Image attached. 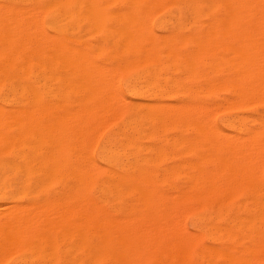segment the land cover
I'll list each match as a JSON object with an SVG mask.
<instances>
[{"label":"bare ground","instance_id":"obj_1","mask_svg":"<svg viewBox=\"0 0 264 264\" xmlns=\"http://www.w3.org/2000/svg\"><path fill=\"white\" fill-rule=\"evenodd\" d=\"M92 1L93 0H88L87 5L84 3L87 7H84L85 6L84 4L83 5L81 4L82 6L80 5L81 6L80 7V6H78L80 4V0H0V89H3V91H4V89L5 90L6 89L11 90L14 88L17 89V88L21 87L22 85H23V87H24V85H27V88L29 86V87H32L35 89L37 86L36 81L35 82H32V80L30 81V76L32 74H34L32 69H34L37 66L39 67V65H40L39 63H41L42 62L41 60H43V59L47 61V64L42 65L46 71H48L47 65L49 66V70H50L51 63H53V65L56 67V69H57V67H62V68H64L63 69L64 71H65V69H68V71H70V73H72L71 72L72 70H76V72H77V70H79V72H82V73H77L78 75H81L84 73V75H88V77H89L90 76L89 71H91V70H88L86 64H88V62L90 63L91 60H90L89 55H87L88 53H86L87 51L85 52L84 50L82 51L79 48L71 49L72 47L71 48L68 47L67 44L69 43L70 40L68 38L64 39L63 38L64 36L61 37V32L66 31L67 25H69L73 22L74 23L83 22L84 23L83 25L90 24V26H92L93 28H96L99 32H102L101 34H103V32H106L108 35L109 32H107L106 29H109V24L111 23V24H113V26L115 25V29L113 30L114 36L111 38L115 39L116 45H122L124 47L126 46L127 47L126 49L130 50L132 48V46L134 45V43L136 44L139 41V39L141 38L140 35H142V33L144 32L143 30H145V29H143V27L144 28L146 27L145 26V21H146L145 16L147 13H148V15H149V13H151V10H149V8L151 5H153L152 2L155 0H153L150 3V6H148L149 8H146L150 12H147L146 9L143 10L144 12H147V13H145V15H144V20H145L144 25H141V26H143L141 28V31H143V32L141 33V31H140L141 34L139 35L140 38L137 37L138 39L134 38L136 36V35L134 36V34H136L139 31V30H137V32H136L135 28H136L137 24H141L138 22H140L142 19L139 15L138 16L135 15L136 17L135 16L133 17L132 14H134V13L129 12V11L134 12V10L137 9L138 5L136 4L137 5V7H136V5L134 3V1L136 2L137 0L133 1V4H131L132 6L128 7L127 9L120 10V12H117V13L115 12L114 14H110V13L108 14L106 9H103L101 6H97V2H94V1L92 2ZM115 1L117 3V0H114V1L112 0V2H115ZM128 1H130V0H128ZM128 1H125V2H128ZM138 1H143V0H138ZM160 1L158 2L159 4L157 3L156 5L161 6ZM189 1H191V0H188V2ZM106 2H107V0H106ZM166 2H168L167 4L170 3V1H168V0H166ZM166 2H165V4H166ZM171 2H173V0ZM130 3H132V2H130ZM130 3H129V5H130ZM146 3H147V1H146ZM161 3H164V2L161 1ZM175 3H178V2H175ZM194 3H195V0H194ZM206 3H207V1H206ZM100 4L102 5V3H100ZM109 4H111V3H109ZM109 4L106 3L107 6ZM200 4H201V1H200ZM200 4H198V6ZM144 5L146 6L145 3H144ZM162 5L165 8L166 5H164V4H162ZM170 5H171V3H170ZM203 5H201L202 7L201 6L197 7L196 9H194V11L198 12V13L207 11L209 14H211V16L209 15L211 17L210 18L211 19L210 27L213 24V27L217 29V30L215 29L216 31L214 30V37H216L215 38L216 41H219L220 39L218 37L220 36V38H221L222 35L225 38L227 37V39L229 41L228 43L226 42V45L224 43H222V45H219V47L222 46V48L226 49L225 50V53H226L225 60L226 61L225 62L222 61V65L224 62L225 63V65L223 66L224 68L226 67V65H228L231 68V71L229 69L226 70V73L230 72L231 80H229L228 82L225 81L226 83L225 82H224L225 84L222 83L223 85L220 84V81H219L218 85L220 84V86L222 85L221 87H225L226 89H228L231 92V95L232 94L235 95V97H236L235 101L231 104H235V105L237 104L238 106L241 103H244V104L246 103V105H247V103H249L250 100L252 101V98L254 99V97L260 93L262 95V96L261 95L260 96L263 97L264 94H262V93L264 92V63L262 64V62L264 60V57L262 58V56H261V59H262L261 60L262 62H261L260 60H258V58L260 57V51H259V53H258V51L255 53L256 50H254V52L252 51L251 46H253V44H254L253 41H255L254 40L255 38H259V37H254V36L250 35L248 32H250L249 30L251 27H258V29H260V30L258 32V30L256 29L257 31H255V32H258V33H256L257 34L256 36L261 34L260 37L261 38L264 37V31L262 29V28H264V0H214L213 5L211 4V6L209 8L205 7V5L203 7ZM107 6H105V7H107ZM145 6H143V7H145ZM160 6L158 8L162 7V6L161 7ZM179 6H180V4H179ZM155 7H157V6H155ZM155 7L153 6L152 8L154 9ZM183 7H184V5H183ZM174 8H177V7L175 6ZM153 9H152V11L155 12L157 8L154 10ZM190 9H191V7H190ZM127 10L129 12V14L131 13V17L126 15ZM138 10L140 11V9H138ZM158 10L152 15H156V13L158 14V12H160ZM175 10L177 11V9H175ZM137 11L135 12L136 14H137ZM140 12H142V10ZM144 12H142V13H144ZM172 13H173V11H172ZM185 14H187V12ZM214 14H218V17L215 16ZM172 15H175V13H173ZM197 15H199V14H197ZM179 16H180V14H179ZM152 17H154V16H152ZM199 17H201V16L199 15ZM142 18H143V16H142ZM149 18H151V17L148 16V19ZM190 18H193V17L190 16ZM160 21L163 22V20H160ZM184 21H185V19H184ZM146 22H148V21H146ZM191 23H193V22L191 21ZM200 23H202V22H200ZM142 24H143V22H142ZM195 24H193V25H195ZM204 24H206V23H204ZM147 25H150V23ZM195 26H193V27H195ZM199 26L197 25V27H199ZM201 27H203V26L201 25ZM201 27H200V29L202 32L203 29ZM210 27H209V30H211ZM223 27L227 28V30L224 31L222 29ZM237 27H244L243 31L246 32L245 33L246 35L242 34V32L240 33L242 35L241 36L239 35L241 38L238 41H237L236 33H234V29H233V28H235L237 30ZM46 28H49L51 33L47 32ZM169 28H171V27H169ZM71 29H73V28H71ZM88 29H90V28H88ZM139 29H140V27H139ZM178 29H179V26H178ZM241 29L242 28H240V30ZM91 31H92V29H91ZM150 31L151 30L149 29L148 30L149 34H151ZM188 31H189V28H188ZM207 31H208V28H207ZM204 32H206V31H204ZM210 32H211L210 37H212V39H214L213 35H212L213 32L212 31H210ZM207 33H206V35H207ZM87 34H88V32H87ZM91 34H93V33L91 32ZM149 34H148L149 38H147L148 44H150V45H153L152 43L156 44L155 38L157 36L153 37L154 35H151L152 36L151 37ZM197 35L200 36V33H198ZM201 35H203V34H201ZM108 36H107V38H108ZM171 36H173V35H171ZM171 36H169V38ZM182 36H181V39H182ZM187 36H188V34H187ZM189 36L191 37L193 35H189ZM199 36H198V38H201ZM142 37H144V36H142ZM145 37H147V36L145 35ZM158 37H159V35H158ZM162 37L164 40V36H162ZM217 38H218V40H217ZM144 39H146V38H144ZM153 39H155V40H153ZM173 39H176V38H173ZM173 39L172 40L167 39V40L172 42ZM188 39H190L191 42L193 41V44L198 49L203 47V45H205V43L208 44V42H207L208 39H207V41L205 40L206 42H204L203 41L204 39H202V38L201 39H195V40H193L192 38H187L186 40L185 39H183V40L188 42ZM212 39L209 38V41L210 40L213 41ZM244 39H246L245 43H243ZM140 40L144 41L143 43H145V41H146L143 39H140ZM257 40L258 39H256V41ZM176 41L173 43L178 44V42H176ZM190 41L188 42V44L191 43ZM223 41H226V40H223ZM260 41L264 42V39L260 40ZM260 41L257 44L258 45L260 44L263 47L264 45ZM139 42H140V44L138 43V45H141V41H139ZM215 42L212 45H214V47L217 46V52H218V50L222 51V50H220L221 48L220 49L218 48V44L215 45ZM157 43H159V42H157ZM110 44L112 45V43H110ZM165 44H167V43H165ZM180 44H182V43H179V45ZM210 44H208V45H210ZM159 45H161V44H159ZM185 45H187V44L185 43ZM191 45H192V43H191ZM208 45H207V47H208ZM212 45H210L211 49L213 48V47H211ZM101 46H103V44ZM143 46H139V47H143ZM162 46H164V44ZM195 46H188V47L194 48ZM99 47H98V49H99ZM139 47H134V48L137 49ZM155 47L153 46V48H155ZM166 47L160 46V48L161 49L164 48V50ZM259 47L261 48V46H259ZM94 48L95 47L93 46V49ZM116 48H118V46ZM157 48H159V47H157ZM205 48H206V46H205ZM91 49H92V47H91ZM101 49H102V47H101ZM122 49H124V48L122 47ZM145 49L146 48H144V49L142 48V52L147 51V50L149 51V48L146 50ZM176 49H178V46ZM261 49H259V50H261ZM157 50H159V49H157ZM168 50H170V49H168ZM175 50H173V52ZM213 50H214V48H213ZM101 51H103V50H101ZM132 51H133V49H132ZM132 51H130V52H132ZM188 51H190V50H188ZM192 51H194V49ZM201 51H202V48H201ZM215 51H216V48H215ZM103 52H105V51H103ZM106 52H108V51H106ZM121 52H122V50H121ZM147 52H146V54H147ZM150 52H148V54H150ZM99 53H100V51H99ZM108 53L111 54V51ZM117 53L118 52H116V54ZM126 53H125V55H127ZM153 53H151V54H153ZM186 53H188V52H186ZM212 53L214 54V52H212ZM257 53L259 56L257 55ZM128 54L130 55V53H128ZM174 54H173V56H174ZM194 54L196 55L197 53H194ZM199 54L202 56L201 53H199ZM218 54H219V52H218ZM154 55H153V57H155ZM165 55H167V53ZM168 55H169V53H168ZM177 55L178 54H176V57H177ZM200 55L197 57L200 58ZM161 56H159V57L162 58ZM179 56L182 57L181 55H179ZM191 56H194V55H191ZM143 57L146 58L147 56H143ZM151 57H152V55H151ZM176 57H175V60H177ZM157 58H158V55H157ZM186 58H189V57H186ZM216 58H218V57H216ZM91 59L93 61V58H91ZM113 59L116 60V56L113 57ZM141 59H143V58L141 57ZM190 59H191L190 61L187 59L189 61L188 65H190L189 63H191V61H192V58H190ZM252 59H254V60L257 59L259 62H261V65H263V66H261L259 62H258V64H259V66H258V64H256L254 62V60H252ZM144 60H136V61H143V63H144ZM150 60H151V58H150ZM178 60H179V58H178ZM257 60H255V61L257 62ZM102 61H104V60H102ZM251 61L253 63H255V66L253 63L250 64ZM111 62H112V60H111ZM113 62H115V61H113ZM133 62H135V61H132V63ZM179 62L177 63L178 65H179ZM182 62H184V61H182ZM194 62H195V60H193L192 64H194L196 66V64ZM145 63H146V61H145ZM205 63L207 64L206 61H205ZM94 64L96 67L95 69H97V70L102 66L101 64H99V66L100 65L101 66L97 67L98 64H97V66H96V63H94ZM128 64H130V63H128ZM153 64H154V62L152 63V65ZM91 65H92V63H91ZM91 65L90 64L88 65V67L90 66L89 69L91 68ZM117 65H118V63H117ZM132 65H135V64H132ZM165 65H167V64H165ZM171 65H169V66L171 67ZM249 65L250 66L253 65L254 67H257V68H253L252 66L250 67ZM126 66H129V65H126ZM93 67H94V65L92 66V68ZM107 67H105V68L107 69ZM124 67H122V70H124L123 69ZM130 67H131V65H130ZM132 67H134V66H132ZM163 67H164V64H163ZM211 67H213V66L211 65ZM110 68H112V67L110 66ZM113 68H115V67H113ZM153 68H155V64L153 65ZM165 68H167V67H165ZM172 68H173V66L171 67V70H172ZM189 68L190 67H188L187 69H189ZM214 68L217 69V67H214ZM224 68H221L220 70H222V69L224 70ZM56 69H54V70H56ZM95 69H93L94 71H91L93 73V75H94ZM101 69L105 70L104 68H101ZM194 69L195 68H193V70ZM215 69H214V71L216 72L217 70H215ZM59 70H62V69L59 68ZM59 70H57V71H59ZM103 70H102L103 73H101L100 75L104 76V72H105L106 77L105 78L103 77V78L105 79L106 83L108 85L110 84L109 86H111L112 80L111 81L108 80L107 77L109 78L111 76V74H113V71H112L113 69L112 70L108 69L109 71L111 70V74H109V72H108L109 76H107V72H106L107 70H105V71H103ZM115 70H116V68H115ZM115 70H114V72H117ZM122 70H120V71H122ZM125 70H127V69L125 68ZM145 70H147V69H145ZM177 70H179V68ZM185 70H186V68H185ZM185 70H184V72H185ZM220 70H218V71H220ZM189 71H190V69L187 70V73H189ZM211 71H213V70L211 69ZM43 72H45V71L43 70ZM65 72H67V70ZM143 72H145V71H143ZM192 72L190 75H194V74H192ZM215 72H214V74H215ZM97 73L99 74L100 70L97 71ZM97 73L95 72V74H97ZM119 73L120 72H118V76H119ZM146 73H148V71ZM206 73H207V71H206ZM98 74H97V76H98ZM44 75H46V74H44ZM113 75L115 76V74H113ZM178 75L179 74H177V76ZM118 76L115 78H118ZM26 77L29 78V81L27 83H25V80H27ZM46 77H48V76H45V78ZM57 77H58V75H57ZM94 77H96V75ZM153 77H156V76H153ZM168 77L169 76H167L166 78H168ZM199 77H200V75H199ZM255 77L259 78V82H258V85L252 86L249 83ZM58 78H60V77H58ZM72 78H74V75H72ZM84 78H85V76H84ZM91 78L92 79H90V80H94V79L97 80V81L94 80L95 81L94 84L98 82L97 84L100 87L99 80L97 79V78H99V76L97 78H93V77H91ZM112 78H113V76H112ZM169 78L170 79H168V80L171 81V77H169ZM182 78H183V76H182ZM202 78H204V77H202ZM207 78H209V77H207ZM62 79H63V76H62L61 80ZM135 79H137V78L135 77ZM190 79H191V77H189V81H190ZM55 80L58 81V79H55ZM81 80L82 79H80V81ZM86 80H89V79H86ZM156 80H157V78H156ZM168 80H166V82ZM185 80H187V79L185 78ZM68 81L66 83H68ZM72 81H71V83H73ZM100 81H102V76H101ZM105 81H103V82H105ZM107 81H110V83H108ZM116 81H117V79H115L114 82H116ZM129 81L126 83L129 84ZM134 81L137 82L138 80H134ZM206 81L208 82V84H209V82H211V80L210 81L206 80ZM213 81L211 83H213ZM60 82H62V81L59 80V83ZM91 82L93 83V81H90V83H88V85L92 84ZM114 82H112V86L114 85L113 84ZM133 82L131 81V83H133ZM146 82L149 83L148 81H146ZM59 83H56V84L58 85ZM126 83H124L125 86L127 85ZM171 83H172V81H171ZM202 83H205V82L203 81ZM38 84H40V83H38ZM86 84L84 87H87ZM103 84H105V83H103ZM172 84L175 85V82ZM182 84L185 86V89H186L187 84L186 85L184 83H182ZM208 84H206V85H208ZM42 85H44V84H42ZM47 85H49V84H47ZM105 85H102V86H105ZM108 85H106V86L108 87ZM73 86H71V87H73ZM112 86H111V88L110 87H108V88L112 89L113 88ZM142 86L143 85H138V87H142ZM168 86L170 87V85H168ZM23 87H21V88H23ZM38 87H40V86H38ZM68 87H69V85H68ZM178 87H180V86H178ZM198 87H202V86H198ZM221 87L218 86L219 89ZM41 88H44V87L41 86ZM108 88H107V90H109ZM202 88H200V89H202ZM30 89L31 88H29V90ZM65 89H66V87L63 88V86L62 87L59 86L55 90V93H53V94H55L54 98L57 97V99H58L59 97H63V95L65 93ZM72 89L73 88H71L70 90H72ZM126 89L132 93L134 92L133 94L136 95L135 90H137V89L133 88L132 86L130 87V85H127ZM77 90L79 91V88ZM85 90H84V92H85ZM100 90H103L105 92V90L103 88H96L93 86L89 87L88 90H86L85 94L83 95L84 96L83 97L84 102L85 101L95 102L96 97L99 96L98 91H100ZM112 90L114 92V88ZM165 90L167 91V89H165ZM187 90L190 91V89H187ZM215 90H216V87H215ZM25 91H27V90H25ZM30 91H32V90H30ZM35 91H36V89L34 90V92ZM50 91H51V87H50ZM78 91H76V92L78 93ZM164 91H162V93ZM178 91H179V88H178ZM199 91L202 92L201 90H199ZM68 92H71V91H68ZM181 92L183 93V89ZM194 92H195V90H194ZM115 93H113V94H115ZM154 93H156V92H154ZM165 93H167V92H165ZM74 94L76 95V93H74ZM100 94H101V92H100ZM37 95H38V93H37ZM49 95H50V92H49ZM102 95H106V94L102 93ZM108 95L109 94L107 93V98H106L107 101H105L106 104L112 100H113L112 103H114V99L119 100L118 97L117 98L115 97L114 99L111 100L108 98L109 97ZM110 95H111L110 98H113L114 96H116V94L113 96L112 92ZM206 95H207V93H206ZM117 96H119V95H117ZM158 96H159V94H158ZM166 96H167V94H166ZM171 96H173V95H171ZM104 97H106V96H104ZM155 97H157V94ZM222 97H223V95H222ZM258 97H259V95H258ZM261 97H259V99H257V101L258 100L261 101V99H260ZM78 98H79V96H78ZM97 98H101V97H97ZM81 99H79V100H81ZM120 99H122L121 96H120ZM176 99H177V97H176ZM181 99H183V98H181ZM218 99H220V97H218ZM62 100H64V99H62ZM62 100H59V101H62ZM122 100L124 102L125 99H122ZM225 100H226V98H225ZM254 100H256V98ZM263 100H264V98H263ZM67 101H68V99H67ZM99 101H100V99H99ZM99 101H96V102H99ZM194 101H195V97H194ZM260 101H258V102L260 103ZM73 102H74V100L72 101V105H73ZM79 102L81 103V101H79ZM103 102H101V101L99 102L101 105L94 103L93 109L91 107L92 105H89V106L91 107V110L95 111L97 105L98 106L100 105V107L101 106L105 107L106 104L103 106L102 105ZM123 102L121 100L117 103L115 102V105H114L115 108H117V107L120 109L123 107L125 108L127 105ZM112 103H109V104L112 105ZM142 103L143 102H137L135 104L141 105ZM190 103L191 102H189V104ZM144 104L147 107H149V109H150V107L151 108L154 107V106H151L153 103L150 104V103L144 102L142 104V106H143L142 108L146 107V106H144ZM174 104H171V105L173 108L176 109V107H175L176 104H175V106H173ZM198 104L193 106V104L191 103V105L193 107L191 106L189 108V109H191L192 112H195V114L198 112L196 115L194 114L190 118L188 117L189 119L187 118V120H180V118H179L180 121H182V122L185 121L186 127L188 126L189 128H191L193 135H194L193 140L195 141V143L201 144L200 145L201 148L199 150L193 149L190 152L186 151L188 153V155L192 157V160L190 159L191 161L188 160V162L187 161L182 162L183 163V165L181 164L182 168L179 167L181 169L178 171V173L177 174L174 173V174H176L175 179H177V175H179V179H177V181L179 180V182H180V188H179V194H177L178 200L173 198L176 200V203L174 201V204H173L172 200L170 199L173 205L171 204L172 208H171V206H169V207L173 211H171L169 209V211H171V212L165 213V215H160L158 211H157L158 213L156 211H155V213H153L154 212L153 211L152 212L153 214L152 213L148 214V213H143V212H138V213L129 214V215L102 214L101 211H100V213H98L94 210L95 208L93 206L94 205L93 202H92V204L90 203L91 200H90V202L88 201L89 203L85 204V206L84 205L81 206V204H84V203L80 204L79 201H78L79 202L78 203L74 199L76 201L75 203H77L79 205L74 204V200H73L74 205L72 204L71 206H73V207L78 206L80 209L77 207L78 208L77 209L78 212H77V211H75L74 208H73L74 210H70V208H71L70 205H69L70 208L66 207L68 205L67 203L69 201L67 203H66L67 200H63V201H65V203H61L59 201V203H60L59 206H63V207L65 206L66 207V209L62 207L63 208L62 212L67 211V209L69 208V211L72 212V214L69 216L63 217L64 214L61 213L62 214L61 215L58 212L59 215H61V216H59L56 212L57 216H55L54 218L52 217V219L50 218L51 233L49 234L50 236L48 238L50 239L51 242L50 241H48V242L51 243V245H49V246H51V248H50V254L48 252L47 253L49 254V257H50L52 263H54V264H264V179L260 174V170H261V168H259L260 166L257 167V164H260V162L264 161L263 160L264 159V143H262V141H261V139H263V137H264V121H263L262 125L259 124L262 127V129L260 131L254 130L253 128H252L253 130H249V129L246 130L247 127H245V126L250 124L252 122V120H250L249 118H238L240 116L239 115L237 117L238 119L228 120L224 124L225 127L229 130H231V129L232 130H235V129L238 130L237 134L231 135V134H228L226 132H223L221 129H219L213 123L212 124L210 123V125L208 124L209 126L206 127L207 124H205V123H207V120H206L207 117H204V119L206 121L201 119L202 116L200 117V115L202 112V107H199ZM226 104H227V102H226ZM253 104H256V103H253ZM157 105H159V103ZM165 105H166V103L162 104V106H165ZM168 105H170V103L169 104L167 103V106ZM171 105H170V107H171ZM180 105L182 106L183 104H180ZM184 105L186 106V104H184ZM215 105H217L219 107L220 103L215 104ZM227 105L231 106L229 103ZM54 106H55V104H54ZM83 106H86V105L82 104V108H84ZM112 106H109V107H111V108H109L107 105V108L115 110V108H113L114 106L113 107ZM131 106H133V105H131ZM167 106H165V108ZM181 106L178 105L177 108H179ZM185 106L181 107V109H183L182 111H184V112L186 111V109L189 105L187 107H185ZM102 107H101L102 110L103 109L108 110L106 107L105 108H102ZM128 107L130 108L129 105H128ZM128 107L126 109H129ZM157 107H159V106H157ZM157 107L155 106L156 110L159 109ZM170 107H168V108H170ZM220 107H221V105H220ZM239 107H241V105ZM224 108H226V107L223 106L222 109H224ZM52 109L51 110L53 112L54 111L56 112V114H55V132H56V135H55L54 143H52L55 145V147H54L53 156L51 158L53 161V168L51 167V169L52 170L54 169L53 171L55 172L56 176H60V177L61 176H63V177L69 176V177H72L73 179H75L81 183L84 181V186L87 182L86 180H89V183H90L91 180H93V179H99L100 180L99 177L104 176L103 179L107 180L106 183L107 182H108V184L110 183L111 187H112V185L116 186L115 188H117L119 190V192L120 191L123 192V190H129V192L131 191L133 193L134 192L138 193L139 195H138V197L137 196L136 197L142 199L143 202H142V204L141 203L140 204H141V207L143 209H147V210L151 209V211H152V210L157 208V206L159 205V203L157 201H160V200H159V198L157 199V197L155 196V193L158 192V190L155 191L156 189H154V188L151 189V187L149 188V186H145L143 184L144 177L146 178L147 176L144 175L145 171L142 168H140L138 165L131 164L133 162L129 163L127 161L128 159L126 160L127 161L126 163L130 164V165H124V164L119 165L118 160L115 158V156L118 157L120 155V152L118 151L119 149H116L114 147H111V148L109 147L110 149H107V151L108 150H109V152L111 151L110 153L112 154V157L110 158V157L106 156V157H101V159L108 165H111V166L114 165V167H113V170L111 171V176L102 173V172H104V170L100 169L99 165H97L95 163V161L92 158H90L91 156H89V155L87 156V154H89L88 153L89 151L87 148L88 146H86L88 143L86 145H84L87 148L88 152L87 153L81 152V148L84 147L83 146L84 141H83V138L81 139V137L83 136L84 132H87L86 130H83L82 124H86L87 122L86 121H85L86 123L80 122L82 120L81 119L82 117L80 118L81 114L80 115L78 114V111H77L78 109L75 108L76 110H74V109H70L69 107H57L56 110H54V108H52ZM120 109H119V112H121V115H122V111H124L125 109L124 110H120ZM131 109H132V107H131ZM175 109L174 110L171 109V110L175 111L176 115H178L179 117H180V115H181V117H183L182 116L183 112L179 113L181 109L178 111H176ZM214 109H217V107H214ZM218 109H220V108H218ZM228 109H229V107H228ZM59 110L61 112L60 115L58 114ZM87 110H89L88 106H87ZM96 110L99 111L100 114H102V117L105 115V119H107L106 114L108 112L106 114H104L105 113L104 110L100 112L99 107ZM113 110H110V111L112 112ZM82 111H84L86 113L88 112L87 115H89V112H91L90 110L86 111L85 109L81 110V112ZM130 111H132V110H130ZM187 111H188V109H187ZM191 111H190V113H191ZM203 111H204V109H203ZM84 112H82V113L84 114ZM111 112H110V114H112ZM115 112L113 111V114L110 117L111 119L109 118L110 122L112 121L111 123L114 122V119H116L115 121H117V118L121 117V115H119L120 113H117V112L115 113ZM137 112H139V111L137 110ZM161 112H163L162 109H161ZM164 112L166 113L168 111H164ZM177 112L179 114H177ZM86 113H85V115H86ZM99 113L97 112L96 114L100 115ZM143 113H145V115H147L146 112H143ZM153 113L150 112V114H153ZM172 113L171 114H170V112L167 113L168 117H169V114H170V116L174 114V113L173 114ZM211 113H213V112H211ZM249 113H250V111H249ZM94 114L95 113H93L92 115L94 116ZM129 114H130V112L128 113V115ZM203 114H205V113H203ZM107 115H109V113ZM113 115L115 116V118H113V120H112V117H114ZM235 115H237V113ZM126 116L127 115H125V117ZM137 116H139V118H140V115H137ZM141 116H144V115L142 114ZM160 116H161V114H160ZM205 116H208V115H205ZM209 116L212 117L211 115H209ZM87 117L88 116H86L85 118L88 120ZM95 117L99 118V116H95ZM100 117H101V115H100ZM147 117L154 118L153 116L147 115L146 119H148ZM163 117H165V115H163ZM177 117H175V119H177ZM85 118H84V120H86ZM99 119H98L99 122L97 120L94 121L97 123V125H99L100 123L102 124L104 118H102L101 120H99ZM132 119L134 120V117ZM135 119H137V118L135 117ZM155 119L157 120L156 117H155ZM183 119H184V117H183ZM93 120H95L94 117L92 118L91 121H93ZM125 120H128V119H125ZM159 120H161V119H159ZM172 120L173 119H171V121ZM208 120H210V118ZM254 120H253V122H254ZM105 121L102 124L103 126L99 125V127H101L100 131H101V129L103 130V128L105 126L107 127V125L109 124L108 120H107V125L105 124L106 123ZM163 121H164V118H163ZM94 122H91L90 124H93ZM133 122H135V121H133ZM153 122H156V121H153ZM172 122L174 123V121H172ZM129 123H132V122H129ZM162 123H164V122H162ZM257 123H253V124L257 125ZM260 123H262V121H260ZM49 124H51V123H49ZM171 124H169V125L171 126ZM94 125L97 126L96 124H94ZM94 125H92V126L95 130ZM84 126L86 127V129H88L87 126L90 127V125H87V126L84 125ZM92 126H91V129L93 130ZM128 126H127V128H128ZM167 126H168V122H167ZM173 126H174V124H173ZM133 127H135V125ZM138 127H139V125H138ZM138 127H136V128H138ZM159 127H162V126L159 124ZM163 127H165V129L168 128V127L166 128V126H163ZM243 128H245L244 129L245 131H243ZM96 129H97V131L99 130L98 127ZM117 129L119 130L120 127ZM159 129H161V128H159ZM177 129H176V131H177ZM257 129H258V127H257ZM174 130H171V132H174ZM50 131H52V130H50ZM184 131H186V130H184ZM99 132H97V133H99ZM128 132H129V130H128ZM136 132L138 134L137 130H136ZM164 132L161 131L160 133H164ZM179 132L180 131H178V135H179ZM156 133H157V131H156ZM180 133H182V132H180ZM187 133H189V132L187 131ZM240 133H242V135H240ZM88 134H89V131H88ZM144 134H142V135L144 136ZM90 135H91V133H90ZM95 135H96V133H95ZM95 135L93 134V136H91L90 139L91 138L92 139L97 138L98 134L96 135V137H94ZM124 135H126V134H124ZM85 136H86V134H85ZM145 136H146V134H145ZM147 136H149V135L147 134ZM51 138H53V137L51 136ZM113 138L116 139V137H112V139ZM118 138H119V136H118ZM142 138L143 137H140L139 139H142ZM172 138H174V137H172ZM178 138H180V137H178ZM92 139H91V141L88 139V141L90 143H93ZM162 139H161V141L163 142ZM182 139H180V141ZM121 140H122V145L120 143L118 146H122L125 149H128L130 151V152L124 151L121 154H123V156L128 155L127 156L128 158H129V156L132 157L134 154L133 153V150H134L133 138H131L130 136H123V138H121ZM158 140H160V139H158ZM167 140H169V139H167ZM173 140L176 141V139H172L171 141H173ZM193 140L187 139L185 137V139H183L182 143L186 144L187 146L193 145L194 144ZM50 141H52V140H50ZM93 141H95V140H93ZM155 141H156V138H155ZM175 141L171 142V143L176 145L177 142L175 143ZM109 142H110V140H109ZM170 142H169V144L167 143L169 146L172 145ZM90 143H89V146L91 145ZM102 145H104V144H102ZM110 146H111V144H110ZM182 146H184V145H182ZM51 147H53V145H51ZM91 147H92V145H91ZM179 147L181 148L180 145H179ZM112 148H114V149H112ZM180 148H179V151L182 150V148L181 149ZM160 149H161V147H160ZM89 150H90V147H89ZM147 150H149V149H147ZM151 150H152V148H151ZM159 152H160V150H159ZM150 153L152 154V152H150V150H149L148 154H150ZM157 153H158V151H157ZM176 153H178V152H176ZM154 154H155V152H154ZM171 155L173 156L172 153H171ZM177 155H175V156H177ZM157 156L160 157L159 155H157ZM157 156H155V158H154L155 160H156ZM144 157L146 158V156H144ZM164 157L167 158V156H164ZM137 158L135 159L136 161L138 160ZM146 159H148V158H146ZM146 159H145V162H147ZM178 165H180V164L177 163V166ZM171 167H173V164L171 165ZM102 168H103V166H102ZM160 170H162L161 167H160ZM165 172L166 171H164L163 173H165ZM146 173H149V172H146ZM157 173L158 172H156V175H158ZM53 174H51V175H53ZM54 177L55 176H51L52 179ZM51 178H50V180H51ZM57 178L59 179V177H57ZM57 178H55V179H57ZM54 181L55 180H53V182ZM145 181H147V179H145ZM148 181H149V179H148ZM150 181L153 182L152 179ZM156 181L157 180H155V182ZM161 181L163 182L162 179H161ZM161 181H159V182H161ZM53 182H51V183H53ZM79 182H78V184H80ZM87 185H86V188H87ZM150 185H151V183H150ZM60 186H62V185H60ZM101 186H103V184H101ZM69 187H70V185H69ZM95 187H97V185ZM108 187H109V185H108ZM108 187H105V188L107 189ZM152 187H153V185H152ZM63 188H66V187L63 186ZM66 189H68V188H66ZM77 189L79 190V188H77ZM100 189L102 190V187ZM117 189H115V190H117ZM176 190H175V192H176ZM68 191H70V190L68 189ZM87 191H88V189H87ZM95 191H97V189ZM55 192H57L56 194H58L57 190ZM105 192H103V193H105ZM110 192H111V190H110ZM68 193H70V195H71V192H68ZM68 193H67L68 198L65 197V195L62 197L67 198L69 200ZM117 193H118V191H117ZM72 194H73V192H72ZM79 194L80 193H78V195ZM86 194L84 195V193H82V195H84V196H82V199L84 197V200H85ZM128 194L132 195V193L131 194L128 193ZM76 195H77V193H76ZM97 195H99V194H97ZM113 195H115V194H113ZM75 196H70V199H72L71 197L77 198ZM93 196L95 197V195H93ZM115 196H117V195H115ZM133 196L134 195L131 196V199H133L132 198ZM167 196L168 195H166L165 197L167 199H169L170 197H167ZM172 196H176V195L174 194ZM239 196L243 197V200H241V199H240L241 201L238 200ZM86 197L89 198L88 196H86ZM78 199H80V198H77V200ZM82 199H80V200L82 201ZM114 199L117 200V198H114ZM167 199H166V201L168 203L169 200H167ZM57 200L55 202H57ZM110 200H112V199H110ZM133 200H136V199H133ZM53 202L54 201H52V203ZM55 202H54V204H58V202L57 203H55ZM97 202H98V200H97ZM107 202H111V201L108 200ZM161 202H162V198H161ZM49 203H51V202H49ZM99 203H100V201H99ZM101 203H105V202H103L101 200ZM120 203H119V206L122 207V205H120ZM163 203H165V202L163 201ZM61 204H64V205H61ZM140 204H138V206ZM52 206L49 209H51L50 213L53 214V213H55V212H53L54 211L53 207H57V206H53V207ZM119 206H118V208H121ZM135 206H137V205H135ZM135 206H134V209H136ZM126 207H127V205H126ZM58 208L59 207H57L56 209H58ZM130 208L131 207H129V209ZM137 208H139V207H137ZM161 208H160V210H161ZM56 209H55V211H56ZM131 209H133V208H131ZM134 209H133V212H134ZM104 210L102 208V211H104ZM112 210L115 211L114 209H112ZM123 210L125 211V209H123ZM123 210H121V211H123ZM158 210H159V208H158ZM190 210L191 211L196 210V211L201 212L200 216H197L193 219V223L191 225H193L194 232L191 234H189L188 231L186 232V230H183L182 227L184 225H181V224H183V223H181V221L185 216L183 214H185L186 212H189ZM73 211H75V213H73ZM151 211H148V212H151ZM126 212H128V211H126ZM119 213H120V211H119ZM65 214L67 215L70 213L65 212ZM45 223H46V221H45ZM184 229H185V226H184ZM49 230H50V227H49ZM12 235L14 236L15 234H12ZM12 235L10 234V232L7 233V228L3 227V225H0V239H1L0 241L3 240V242H4V240H6L8 238H10V237L12 238L13 237ZM18 235H20V234L18 233L17 236ZM44 236L46 237V235H44ZM18 237H20V239L18 238L19 240H17L16 238L13 237L12 239H9V241L11 240V243H12L13 239L15 241L17 240V242L20 245L23 241V240L20 241L21 238L23 239V237H25V236L20 235ZM40 237H43V236H40ZM40 237H39V239H40ZM9 241H7V242H9ZM15 241H14V243H16ZM205 241H207V243H205ZM7 242L5 241V243H7ZM5 243H3V244H5ZM17 244H14V245H17ZM5 246H10L9 248H11L13 245L7 243V244H5ZM14 247L17 248L19 246H13V248ZM21 249H22V247H21ZM7 251H8V249H7ZM1 253L2 252L0 251V254ZM46 254H44V255H46ZM1 255H3V254H1ZM0 259H1L0 261L2 262L3 259L2 258H0ZM1 262H0V264H3ZM22 264H23V262H22Z\"/></svg>","mask_w":264,"mask_h":264},{"label":"rangeland","instance_id":"obj_2","mask_svg":"<svg viewBox=\"0 0 264 264\" xmlns=\"http://www.w3.org/2000/svg\"><path fill=\"white\" fill-rule=\"evenodd\" d=\"M94 2H97V6H101L103 9H106L107 10V13L109 14H114L115 12L117 13V12H120V10H124V9H127L128 7H130V6H132L131 4H133V1L134 0H130V1H128V0H125V1H128V2H125L124 0H117V3H116V1L115 2H112V0H107V2H106V0H93ZM92 1V2H93ZM110 1V2H109ZM114 1V0H113ZM124 1V2H123ZM146 1H147V3L149 4H147L146 3ZM153 0H143V1H134V3H135V5L137 4L138 5V7H137V5H136V7H137V9L136 10H134V12L133 11H129V12H131V13H134V14H132V16L134 17L135 15L136 16H140L141 17V21L140 22H138V23H141V24H137L136 25V32H137V30H139L136 34H134V38H136V39H138V38H140V36H141V38L140 39H143V40H146L145 41V43H143L144 41H142V40H140L139 39V41H141V45H138V43L140 44V42L138 41L136 44L134 43V45L132 46V48L130 49V50H127L126 48V46L124 47V46H122V45H116V42H115V39L114 38H111V37H113L114 36V32H113V30L115 29V25L113 26V24H109V29H106V31L107 32H109V36L107 35V33L106 32H103V34H101L102 32H99L96 28H93L92 26H90V24H85V25H83L84 23L83 22H77V23H71V24H69V25H67V29H66V31H63V32H61V37H63L64 39H66V38H68L70 41H69V43L67 44V46L68 47H72L71 49H76V48H79L80 50H84L86 53H88L87 55H89V57H90V60H91V62L89 63L88 62V64H86L87 65V68H88V70H91V71H94L93 69H95L96 67H95V64L94 63H96V66H97V64H98V66L97 67H100L101 65V67L97 70V69H95V72L97 73V71H99L100 70V73L98 74V76H99V78H97L98 76H97V74H95V72H94V75H93V73L91 72V71H89L90 72V76L88 77V75H84V73L83 74H81V75H78L77 73H82V72H79V70H77V72H76V70H72L71 72L73 73H70V71H68V69H65V71L67 70V72H65L63 69L64 68H62V67H57V69H56V67L53 65V63H51V66H50V70H49V66L47 65V70L48 71H46L44 68H43V64H47V61L46 60H41L42 62V64L41 63H39L38 65H39V67L37 66V67H35L34 69H32V71H33V73L34 74H32L31 76H30V81L32 80V82H35L36 81V84H37V86H36V91L34 92V88H32V87H29L28 86V88H27V85H24V87H23V85L21 86V87H23V88H21V87H19V88H14V89H11V90H5L4 89V91H3V89H0V225H3V227H5V228H7V233L8 232H10V234L12 235V234H15L16 236H17V234L19 233L20 235H23V236H25V237H23V239L21 238V240L20 241H22V243L19 245V243L17 242V240H19L20 239V237H18V236H20V235H18L17 237L14 235H12L14 238H16L17 240L15 241L14 239H13V241H12V243H11V240L9 241V239H12L11 237L10 238H8V239H6V240H4V242H3V240L2 241H0V251L2 252L1 254H3V255H1L0 254V258H2L3 260H2V262L1 263H3V264H22V262H23V264H54V263H52L51 262V259H50V257H49V254H50V248H51V246H49V245H51V243H49L48 241H50V239L48 238L50 235V233H51V221H50V218L52 219V217L54 218L55 216H57V214L59 215V213L61 214H64V216L63 217H65V216H69V215H71L72 214V212H70L69 211V208H70V210H74L75 209V211H77L78 212V206H75V207H73V206H71L72 204H73V200L75 199L77 202L79 201L80 202V204L81 203H84V204H81V206L82 205H84L85 206V204H87V203H89L90 202V200H91V204H92V202H93V206H94V210L96 211V212H98V213H100V211H101V213L102 214H112V215H116V214H123V215H129V214H134V213H138V212H143V213H152L153 211V213H155V211L157 212H159V214L160 215H165V213H170L171 211H173L172 209H170V207L169 206H171V208H172V205L174 204V201H175V203H176V200H178V196H177V194H179V188H180V182H179V180L177 181V179H179V175H177V179H175L176 177V174L178 173V171L182 168V165H183V163L182 162H184V161H187L188 162V160H192V157L191 156H189L188 155V153L187 152H190V151H192L193 149L194 150H199L200 148H201V144H199V143H195V141L193 140L194 139V135H193V132H192V130H191V128H189L188 126L186 127V125H185V121H180V120H187V118L189 117H191L192 115H194L195 114V112H192L191 111V109H189L192 105H191V103L193 104V106L194 105H196V104H198L199 105V107H202V112H201V115H200V117H201V119H203V120H205L204 119V117H207L206 118V120H207V123H205V124H207L206 125V127H208L209 125H210V123L212 124H214V125H216L219 129H221L223 132H226V133H228V134H231V135H233V134H237L238 133V130H229V129H227L226 127H225V122L226 121H228V120H234V119H238V118H249L250 120H252V122H253V120H254V122L253 123H257V125L256 124H253L252 122L250 123V124H248V125H246L245 127H247V129L246 130H258V131H260L261 129H262V127L260 126V125H262L263 124V121H264V100H263V98H264V95H263V97H261L262 95H261V93L260 94H258L259 95V97H261L260 99H261V101L260 100H258V101H260V103L257 101V99H259V97H258V95H256L255 97H254V99L256 98V100H254L253 98H252V101L250 100L249 101V103H247V105H246V103L244 104V103H241L240 105H241V107H239L237 104L235 105V104H231V103H233L234 101H235V95L234 94H232L231 95V92L228 90V89H226L225 87H221L223 84H225L226 82H228L229 80H231V74H230V72H227L226 73V70L227 69H229L230 71H231V68L228 66V65H226V67L224 68L223 66L225 65V58H226V53H225V50L226 49H224V48H222V46H220L219 47V45H222V43H224L225 45H226V42L228 43L229 41H228V39H227V37L225 38L223 35H222V37L220 38V36L218 37L220 40L219 41H216V37H214V30L216 29V28H214L213 27V24L211 25V27H210V21H211V14H209L207 11H204V12H200V13H198V12H195L194 11V9H196L197 7H199V6H201V5H205V7H210L211 6V4L213 5V2H214V0H195V3H194V0H191V1H189L188 2V0H173V2H171L172 0H168V1H170V3H171V5H170V3L169 4H167L168 2H166V0H161L162 2H164V3H161V1L160 0H155V1H153ZM157 1V2H156ZM160 1V4H161V6L163 7V5L162 4H164V5H166L165 6V8L163 7H161L160 5H156L158 2ZM178 2V3H175V2ZM198 1V2H197ZM200 1H201V4H200ZM206 1H207V3H206ZM87 2H88V0L86 1V0H80V4L78 5V6H80L81 4L83 5L84 3L87 5ZM130 2H132V3H130ZM152 2V4L153 5H151L150 6V3ZM155 2V3H154ZM165 2H166V4H165ZM180 2V3H179ZM191 2V3H190ZM205 2V3H204ZM100 3H102V5L100 4ZM104 3V4H103ZM106 3H111V4H109L108 6L106 5ZM115 3V4H114ZM125 3V4H124ZM129 3H130V5H129ZM142 3V4H141ZM144 3L146 4V6L144 5ZM174 5H173V4ZM200 4L199 6H198V4ZM84 4V5H85ZM100 4V5H99ZM120 4V5H119ZM159 4V3H158ZM179 4H180V6H179ZM187 6H186V5ZM197 4V5H196ZM208 4V5H207ZM81 5V6H82ZM84 6V7H87V6ZM107 6V7H105V6ZM119 5V6H118ZM124 5V6H123ZM127 5V6H126ZM142 5V6H141ZM183 5H184V7H183ZM196 5V6H195ZM204 5H203V7H204ZM207 5V6H206ZM77 6V7H78ZM80 6V7H81ZM104 6V7H103ZM143 6H145V7H143ZM148 6H150V8L148 7ZM155 7V6H157V7H155L154 9H156V11L158 10V11H160V12H158V14L156 13V15H152V14H154L155 12L154 11H152V7ZM161 7V8H158V7ZM169 6V7H168ZM172 8H171V7ZM177 7V8H174V7ZM180 8H179V7ZM193 6V7H192ZM100 7V8H101ZM190 7H191V9H190ZM202 7V6H201ZM118 8V9H117ZM143 8V9H142ZM146 8H149V10H151V13H149V15H148V13L147 12H150L148 9H146ZM152 8V9H151ZM167 8V9H166ZM179 8V9H178ZM187 8V9H186ZM138 9H140V11L142 10V12H144L143 10H147V12H144V13H142V12H140ZM153 9V10H154ZM162 9V10H161ZM169 9V10H168ZM175 9H177V11L175 10ZM138 10V11H137ZM171 10V11H170ZM181 10V11H180ZM183 10V11H182ZM185 10V11H184ZM193 10V11H192ZM137 11V14L135 13ZM170 11V12H169ZM172 11H173V13H175V15H172L173 13H172ZM129 12H128V10H127V13H126V15L127 16H130L131 17V13L129 14ZM139 12V13H138ZM153 12V13H152ZM187 12V14H185ZM189 12V13H188ZM145 13H147L146 14V21H148L149 23H150V25H147V24H149L148 22H146L145 20H144V15H145ZM169 13V14H168ZM203 13V14H202ZM151 14V15H150ZM179 14H180V16H179ZM193 14V15H192ZM197 14H199L201 17H199V15H197ZM210 15V16H209ZM215 16H217L218 17V14H214ZM135 16V17H136ZM142 16H143V18H142ZM148 16L149 17H151V18H149L148 19ZM152 16H154V17H152ZM189 16V17H188ZM190 16L191 17H193V18H190ZM196 16V17H195ZM139 17V18H140ZM184 19H185V21H184ZM160 20H163V22H161ZM166 20V21H165ZM194 20V21H193ZM204 20V21H203ZM207 20V21H206ZM144 21H145V28L143 27V26H141V25H144ZM168 21V22H167ZM173 21V22H172ZM191 21L193 22V23H191ZM142 22H143V24H142ZM182 22V23H181ZM199 22V23H198ZM200 22H202V23H200ZM206 23V24H204V23ZM80 23V24H79ZM188 23V24H187ZM196 23V24H195ZM159 24V25H158ZM166 24V25H165ZM174 24V25H173ZM185 26H183V25ZM193 24H195V25H193ZM139 25V26H138ZM189 25V26H188ZM195 26V27H193V26ZM197 25L199 26V27H197ZM201 25L203 26V27H201ZM205 25V26H204ZM209 25V26H208ZM111 26V27H110ZM138 26V27H137ZM150 26V27H149ZM178 26H179V29H178ZM182 26V27H181ZM139 27H140V29H139ZM143 27V29H145V30H143V31H141V28ZM169 27H171V28H169ZM173 27V28H172ZM181 27V28H180ZM185 29H184V28ZM200 27L203 29V31L201 32V29H200ZM209 27H210V29L211 30H209ZM71 28H73V29H71ZM88 28H90V29H88ZM138 28V29H137ZM151 30L150 31V33L151 34H149V32H148V30L149 29ZM188 28H189V31H188ZM207 28H208V31H207ZM236 28V27H235ZM235 28H233L234 29V33H236V36H237V41L241 38L240 36L242 35V34H245L246 32L245 31H243L244 30V27H237V30L235 29ZM240 28H242L241 30H240ZM71 29V30H70ZM91 29H92V31H91ZM96 29V30H95ZM148 29V30H147ZM206 29V30H205ZM224 31H226L227 30V28H225V27H223L222 28ZM258 30V32H259V30L260 29H258V27H251L250 28V32H248L250 35H252V36H254V37H259V38H255L254 40L255 41H253L254 42V44H253V46H251L252 48V51L254 52V50H256L255 51V53L258 51V53H259V51H260V57L258 58L257 56V58H258V60H262L261 59V56H262V58L264 57L263 55V49H264V46L262 47V45H258L257 43H259V41L260 40H263L264 39V37H260V35L261 34H259L258 36H256L257 34L256 33H258V32H255V31H257ZM263 29V31H264V28H262ZM110 30V31H109ZM112 30V31H111ZM217 30V29H216ZM215 30V31H216ZM240 30V31H239ZM46 31L47 32H49V33H51V31H50V29L49 28H46ZM81 31V32H80ZM96 31V32H95ZM140 31H141V33H142V35H140L141 33H140ZM204 31H206V32H204ZM210 31H212L213 32V38L214 39H212V37H210L211 35V32ZM87 32H88V34H87ZM91 32L93 33V34H91ZM113 32V33H112ZM148 32V33H147ZM176 32V33H175ZM190 32V33H189ZM209 34H208V33ZM242 32V34H240ZM252 32V33H251ZM261 32V31H260ZM96 33V34H95ZM146 33V34H145ZM162 33V34H161ZM170 33V34H169ZM175 33V34H174ZM194 33V34H193ZM198 33H200V36L199 35H197ZM206 33H207V35H206ZM238 33V34H237ZM83 34V35H82ZM101 34V35H100ZM138 34V35H137ZM147 36V37H145V35ZM148 34L151 36V35H154L153 37H155V36H157L155 39H156V44H154V43H152L153 45H150V44H148V40H147V38H149L148 37ZM183 36H182V35ZM187 34H188V36H187ZM201 34H203V35H201ZM206 36H205V35ZM255 34V35H254ZM140 35V36H139ZM158 35H159V37H158ZM171 36V35H173V36H171L170 38H169V36ZM176 37H175V36ZM180 35V36H179ZM185 35V36H184ZM189 35H193V36H189ZM197 35V36H196ZM240 35V36H239ZM246 35V34H245ZM107 36H108V38H107ZM142 36H144V37H142ZM162 36H164V40H163V37ZM166 36V37H165ZM179 36V37H178ZM181 36H182V39H181ZM198 36L199 37H201L202 39H204L203 41L204 42H206L207 41V39H208V44H210L211 42V44L210 45H212V44H214V42H215V45L216 44H218V48L220 49V50H222V51H219L218 50V52H219V54H218V52H217V46H215L214 47V45H212L211 47H213L214 48V50H213V48L211 49L210 48V45H208L207 43H205V45H203V47H201L202 48V51H201V48H197L194 44H193V41L191 42L190 41V39H188V42L190 41L191 43H192V45H191V43H189L188 44V42H186L185 40L187 39V38H192L193 40H195V39H201V38H198ZM205 36V37H204ZM104 37V38H103ZM106 37V38H105ZM138 37V38H137ZM152 37V36H151ZM176 38V39H173V38ZM239 37V38H238ZM246 37V36H245ZM62 38V39H63ZM111 38V39H110ZM144 38H146V39H144ZM158 38V39H157ZM160 38V39H159ZM173 39V41L171 42V41H169V40H167V39ZM209 38H211L213 41H209ZM218 38H217V40H218ZM107 39V40H106ZM155 39H153V40H155ZM178 39V40H177ZM180 39V40H179ZM183 39H185V40H183ZM191 39V40H192ZM256 39H258L257 41H256ZM80 40V41H79ZM159 40V41H158ZM161 40V41H160ZM177 40V41H176ZM182 40V41H181ZM206 40V41H205ZM223 40H226V41H223ZM245 40L246 39H244L243 41V43H245ZM136 41V40H135ZM167 41V42H166ZM178 42V44L176 43H173V42ZM223 41V42H222ZM157 42H159V43H157ZM172 44H171V43ZM219 42V43H218ZM221 42V43H220ZM252 42V43H253ZM261 43H263V45H264V42H262V41H260ZM110 43H112V45L110 44ZM114 43V44H113ZM143 43V44H142ZM150 43V42H149ZM165 43H167V44H165ZM179 43H184L183 45L182 44H180L179 45ZM185 43L187 44V45H185ZM103 44V46H101ZM145 44V45H144ZM158 44V45H157ZM159 44H161V45H159ZM164 44V46H162ZM257 44V45H256ZM70 45V46H69ZM100 47H99V46ZM136 45V46H135ZM144 45V46H143ZM207 45H208V47H207ZM93 46L95 47L94 49H93ZM97 46V47H96ZM114 46V47H113ZM118 46V48H116ZM139 46H143V47H139ZM151 48H150V47ZM153 46L155 47V48H153ZM160 46L161 47H166L165 48V50H164V48L163 49H161L160 48ZM174 46V47H173ZM177 46H178V49H176L177 48ZM188 46H195L194 48L193 47H188ZM205 46H206V48H205ZM259 46H261V48L259 47ZM74 47V48H73ZM91 47H92V49H91ZM98 47H99V49H98ZM101 47H102V49H101ZM122 47L124 48V49H122ZM134 47H139V48H137V49H135ZM157 47H159V48H157ZM173 47V48H172ZM257 47V48H256ZM116 48V49H115ZM142 48L144 49V48H146V49H148L149 48V51L148 52H150V54H148V52L147 51H143L142 52ZM159 49V50H157V49ZM181 48V49H180ZM215 48H216V51H215ZM254 48V49H253ZM122 50V52H121V50ZM132 49H133V51H132ZM135 49V50H134ZM139 49V50H138ZM145 49V50H146ZM154 49V50H153ZM168 49H170V50H168ZM176 49V50H175ZM194 49V51H192ZM209 49V50H208ZM211 49V50H210ZM259 49H261V50H259ZM101 50H103V51H105V52H103V51H101ZM111 51V54L110 53H108V52H110ZM126 50V51H125ZM156 50V51H155ZM168 50V51H167ZM173 50H175L174 52H173ZM188 50H190V51H188ZM99 51H100V53H99ZM106 51H108V52H106ZM118 52L117 54H116V52ZM120 51V52H119ZM130 51H132V52H130ZM170 51V52H169ZM179 51V52H178ZM208 51V52H207ZM115 52V53H114ZM124 52V53H123ZM127 52V53H126ZM146 52H147V54H146ZM154 52V53H153ZM164 52V53H163ZM178 52V53H177ZM186 52H188V53H186ZM193 52V53H192ZM212 52H214V54L212 53ZM263 52V53H262ZM114 53V54H113ZM125 53L127 54V55H125ZM128 53H130V55L128 54ZM151 53H153V54H151ZM167 53V55H165ZM168 53H169V55H168ZM171 53V54H170ZM175 53V54H174ZM192 53V54H191ZM194 53H197L196 55L194 54ZM199 53H201L202 54V56L199 54ZM258 53H257V55H258ZM140 54V55H139ZM142 54V55H141ZM145 54V55H144ZM155 54V55H154ZM173 54H174V56H173ZM176 54H178L177 55V57H176ZM187 54V55H186ZM190 54V55H189ZM224 56H223V55ZM95 55V56H94ZM151 55H152V57H153V55L155 56V57H151ZM157 55H158V58H157ZM162 55V56H161ZM179 55H181L182 57H180ZM184 55V56H183ZM191 55H194V56H191ZM200 55V58H198L197 56H199ZM204 55V56H203ZM92 56V57H91ZM116 56V60L115 59H113V57H115ZM143 56H147L146 58H144ZM159 56H161L162 58H160ZM167 58H166V57ZM179 56V57H178ZM189 57V58H186V57ZM222 58H221V57ZM259 56V55H258ZM107 57V58H106ZM112 57V58H111ZM141 57L143 58V59H141ZM149 57V58H148ZM175 57H176V59L177 60H175ZM195 59H194V58ZM216 57H218V58H216ZM91 58H93V61H92V59ZM136 58V59H135ZM140 58V59H139ZM150 58H151V60H150ZM172 58V59H171ZM178 58H179V60H178ZM182 60H181V59ZM186 58V59H185ZM190 58H192V61H191V63H189L190 65H188V62L191 60ZM203 58V59H202ZM213 58V59H212ZM220 58V59H219ZM128 59V60H127ZM135 59V60H134ZM145 59V60H144ZM169 61H168V60ZM185 59V60H184ZM189 61H188V60ZM200 59V60H199ZM219 59V60H218ZM224 59V60H223ZM89 60V61H90ZM102 60H104V61H102ZM111 60H112V62H111ZM120 60V61H119ZM122 60V61H121ZM125 60V61H124ZM131 60V61H130ZM136 60H144V63H143V61H136ZM154 60V61H153ZM193 60H195V64H196V66L194 65V64H192L193 63ZM218 60V61H217ZM221 60V61H220ZM252 60H254V59H252ZM255 60H257V59H255ZM254 60V62L256 63V64H258V60H257V62ZM46 61V62H45ZM95 61V62H94ZM113 61H115V62H113ZM129 61V62H128ZM132 61H135V62H133L132 63ZM145 61H146V63H145ZM151 63H150V62ZM157 61V62H156ZM172 63H171V62ZM180 61V62H179ZM182 61H184V62H182ZM187 61V62H186ZM205 61L207 62V64L205 63ZM222 61H224L223 62V65H222ZM94 62V63H93ZM123 62V63H122ZM130 63V64H128V63ZM139 62V63H138ZM148 62V63H147ZM154 62V64H155V68H153V65H152V63ZM179 62V65L177 64ZM213 66V67H211V65L209 64V63ZM215 62V63H214ZM218 62V63H217ZM221 62V63H220ZM262 62V61H261ZM261 62H259L260 63V65H261ZM91 63H92V65H91ZM117 63H118V65H117ZM135 64V65H132V64ZM138 63V64H137ZM141 63V64H140ZM205 63V64H204ZM253 62L251 61L250 62V64H252ZM255 63H253L254 64V66H255ZM264 63V60H263V62H262V64ZM91 65V68L89 69V67H88V65ZM99 64H101L100 66H99ZM105 64V65H104ZM110 64V65H109ZM123 64V65H122ZM125 64V65H124ZM143 64V65H142ZM163 64H164V67H163ZM165 64H167V65H165ZM171 65V67L173 66V68H172V70H171V67L169 66V65ZM249 64V63H248ZM50 65V64H49ZM94 65V67L92 68V66ZM113 65V66H112ZM126 65H129V66H126ZM130 65H131V67H130ZM141 65V66H140ZM162 65V66H161ZM188 65V66H187ZM210 65V66H209ZM108 66V67H107ZM110 66L112 67V68H110ZM125 66V67H124ZM132 66H134V67H132ZM184 66V67H183ZM250 66V65H249ZM253 68H257V67H254L253 65H251ZM250 66V67H251ZM258 66H259V64H258ZM261 66H263V65H261ZM105 67H107V69L105 68ZM113 67H115L116 68V70H115V68H113ZM120 69H119V68ZM122 67H124L123 69L124 70H122ZM128 67V68H127ZM165 67H167V68H165ZM188 67H190L189 69H190V71H189V73H187V70H189V69H187ZM214 67H217V69H215ZM43 68V69H42ZM59 68L60 69H62V70H59ZM101 68H104L105 70H107L106 72H107V76H109V74H111V70L113 71V74H115V76L113 75V74H111V76L108 78L107 77V79L108 80H112V82H114L115 81V79H117V83L116 82H114L113 84V86H112V82H111V86L114 88V92H113V88L112 89H110L111 88V86H109L107 83H106V81H105V75H106V73L104 72V76L103 75H100L101 73H103L102 72V70L103 69H101ZM125 68L127 69V70H125ZM179 68V70H177ZM185 68H186V70H185ZM193 68H195L194 70H193ZM197 68V69H196ZM215 70H217L216 72L214 71V69ZM219 68V69H218ZM221 68H224V70L222 69V70H220ZM54 69H56V70H54ZM108 69H111L110 71L108 70ZM145 69H147V70H145ZM150 69V70H149ZM185 70V72H184V70ZM192 69V70H191ZM207 69V70H206ZM211 69L215 72V74H214V72L213 71H211ZM43 70L46 72H43ZM57 70H59V71H57ZM105 70H103V71H105ZM114 70L115 71H117V72H114ZM120 70H122V71H120ZM218 70H220V71H218ZM62 71V72H61ZM143 71H145V72H143ZM148 71V73H146ZM155 71V72H154ZM193 71V72H192ZM197 73H196V72ZM206 71H207V73H206ZM211 71V72H210ZM65 72V73H64ZM88 72V71H87ZM108 72H109V74H108ZM118 72H120L119 73V76H118ZM182 72V73H181ZM191 72H192V74H194V75H190L191 74ZM195 72V73H194ZM201 72V73H200ZM219 72V73H218ZM221 72V73H220ZM37 73V74H36ZM69 73V74H68ZM76 73V74H75ZM117 73V74H116ZM139 73V74H138ZM181 73V74H180ZM186 73V74H185ZM218 73V74H217ZM39 74V75H38ZM44 74H46V75H44ZM50 74V75H49ZM71 74V75H70ZM93 76H92V75ZM136 76H135V75ZM141 74V75H140ZM150 74V75H149ZM177 74H179L178 76H177ZM183 74V75H182ZM188 74V75H187ZM57 75H58V77H60V78H58L57 77ZM72 75H74V78H72ZM96 75V77H94ZM118 76V78H115V77H117ZM132 75V76H131ZM199 75H200V77H199ZM45 76H48V77H46L45 78ZM52 76V77H51ZM62 76H63V79L61 80V78H62ZM66 76V77H65ZM70 76V77H69ZM84 76H85V78H84ZM101 76H102V81H100L101 80ZM112 76H113V78H112ZM153 76H156V77H153ZM167 76H169V77H171V81H172V83H174L175 82V85L174 84H172L171 83V81H169L168 79H170L169 77L168 78H166ZM182 76H183V78H182ZM55 77V78H54ZM91 77H93V78H97L98 80H99V85H100V87L98 86V82L97 83H95L94 84V82L95 81H97V80H90V79H92ZM104 77V78H103ZM131 77V78H130ZM135 77L137 78V79H135ZM153 77V78H152ZM179 77V78H178ZM189 77H191V79H190V81H189ZM193 77V78H192ZM202 77H204V78H202ZM206 77V78H205ZM207 77H209V78H207ZM221 77V78H220ZM228 77V78H227ZM84 78V79H83ZM112 78V79H111ZM133 78V79H132ZM156 78H157V80H156ZM166 78V79H165ZM174 78V79H173ZM185 78L187 79V80H185ZM195 78V79H194ZM224 78V79H223ZM226 78V79H225ZM26 79L27 80H25V83H27L28 81H29V78H27L26 77ZM37 79V80H36ZM46 79V80H45ZM48 79V80H47ZM55 79H58V81H56ZM80 79H82L81 81H80ZM86 79H89V80H86ZM106 79V80H107ZM205 79V80H204ZM43 82H42V81ZM59 80L60 81H62V82H60L59 83ZM69 80V81H68ZM73 80V81H72ZM77 80V81H76ZM86 80V81H85ZM130 80V81H129ZM134 80H138L137 82L136 81H134ZM156 80V81H155ZM166 80H168L167 82H166ZM182 80V81H181ZM206 80H208V81H210L211 80V82L213 81V83H211V82H209V84H208V82L206 81ZM224 80V81H223ZM38 81V82H37ZM68 81V83H66ZM71 81L73 82V83H71ZM88 81V82H87ZM90 81H93V83L92 84H90V85H88V83H90ZM103 81H105V82H103ZM110 81H107L108 83H110ZM129 81V84H127L126 82H128ZM131 81L133 82V83H131ZM146 81H148L149 83H147ZM152 81V82H151ZM205 82V83H202V82ZM220 81V84H222L221 86H220V84L218 85V82ZM226 81V82H225ZM77 82V83H76ZM105 83L106 85H108V87H110V88H108L105 84H103V83ZM145 82V83H144ZM151 82V83H150ZM181 82V83H180ZM225 82V83H224ZM258 82H259V78H257V77H255V78H253L251 81H250V85H252V86H256V85H258ZM38 83H40V84H38ZM49 84V85H47V84ZM56 83H59L58 85L60 86V87H62L63 86V88H65L66 87V89H65V93H64V95H63V97H59L58 99L59 100H62V99H64V100H62V101H59L58 99H57V97L56 98H54L55 97V94H53V93H55V90L59 87L57 84L55 85ZM62 83V84H61ZM71 83V84H70ZM86 84V86L87 87H84L85 86V84ZM102 83V84H101ZM124 83H126L127 85H130V87L132 86L133 88H135V89H137V90H135V92H136V95L135 94H133L132 92H130V91H128L127 89H126V86L124 85ZM147 83V84H146ZM182 83H184L186 86H187V88L185 89V86L182 84ZM201 83V84H200ZM211 83V84H210ZM255 85H254V84ZM42 84H44V85H42ZM53 84V85H52ZM61 84V85H60ZM64 84V85H63ZM69 85V87H68V85ZM74 86H73V85ZM80 84V85H79ZM83 84V85H82ZM94 84V85H93ZM117 84V85H116ZM132 84V85H131ZM145 84V85H144ZM206 84H208V85H205ZM217 84V85H216ZM67 85V86H66ZM76 85V86H75ZM79 85V86H78ZM102 85H105V86H102ZM116 85V86H115ZM138 85H143L142 87H138ZM168 85H170V87L168 86ZM173 85V86H172ZM38 86H40V87H38ZM41 86L42 87H44V88H41ZM49 86V87H48ZM71 86H73V87H71ZM91 86H93V87H96V88H103L104 90H105V92L103 91V90H100V91H98V95L99 96H97V97H101V98H97L96 97V100H95V102H93V101H85L84 102V100H83V95L85 94V92H86V90H88V88L89 87H91ZM118 86V87H117ZM176 86V87H175ZM178 86H180V87H178ZM184 86V87H183ZM198 86H202V87H198ZM216 87V90H215V87ZM218 86L219 87H221L220 89L218 88ZM50 87H51V91H50ZM172 87V88H171ZM195 87V88H194ZM207 87V88H206ZM29 88H31L30 90H32V91H30L29 90ZM53 88V89H52ZM71 88H73L72 90H70ZM79 88V91L77 90ZM87 88V89H86ZM107 88L109 89V90H107ZM151 88V89H150ZM164 88V89H163ZM178 88H179V91H178ZM200 88H202V89H200ZM206 88V89H205ZM218 88V89H217ZM22 89V90H21ZM34 89V90H33ZM43 89V90H42ZM86 89V90H85ZM148 89V90H147ZM151 91H150V90ZM165 89H167V91L165 90ZM182 89H183V93L181 92L182 91ZM185 89V90H184ZM187 89H190V91L189 90H187ZM24 90V91H23ZM25 90H27V91H25ZM45 90V91H44ZM49 90V91H48ZM74 90V91H73ZM84 90H85V92H84ZM116 90V91H115ZM165 90V91H164ZM194 90H195V92H194ZM197 90V91H196ZM199 90H201L202 92H200ZM68 91H71V92H68ZM76 91H78V93L76 92ZM103 91V92H102ZM118 91V92H117ZM162 91H164L163 93H162ZM45 92V93H44ZM48 92V93H47ZM49 92H50V95H49ZM73 92V93H72ZM100 92H101V94H100ZM110 92V93H109ZM111 92H112V95L114 96L115 94H116V96H114L113 98H110L111 97ZM116 92V93H115ZM154 92H156V93H154ZM165 92H167V93H165ZM172 92V93H171ZM37 93H38V95H37ZM72 93V94H71ZM74 93H76V95L74 94ZM102 93H105L106 95H102ZM107 93L109 94L108 96V98L109 99H114L115 97L117 98H119V100H115L114 99V103H112V101H110V102H108L107 104H106V102L105 101H107ZM113 93H115V94H113ZM148 93V94H147ZM161 93V94H160ZM171 95H173V96H171ZM187 93V94H186ZM198 93V94H197ZM202 93V94H201ZM204 93V94H203ZM206 93H207V95H206ZM147 94V95H146ZM153 94V95H152ZM156 94H157V97H155L156 96ZM158 94H159V96H158ZM166 94H167V96H166ZM192 94V95H191ZM262 94H264V92L262 93ZM46 95V96H45ZM52 95V96H51ZM79 96V98H78V96ZM82 95V96H81ZM117 95H119V96H117ZM139 95V96H138ZM161 95V96H160ZM170 95V96H169ZM187 95V96H186ZM218 95V96H217ZM222 95H223V97H222ZM227 95V96H226ZM261 95V96H260ZM45 96V97H44ZM104 96H106V97H104ZM120 96L122 97V99H125L124 100V102H123V100L122 99H120ZM153 96V97H152ZM192 96V97H191ZM37 97V98H36ZM176 97H177V99H176ZM194 97H195V101H194ZM216 97V98H215ZM218 97H220V99L222 100H220V99H218ZM258 97V98H257ZM76 98V99H75ZM82 98V99H81ZM104 98V99H103ZM181 98H183V99H181ZM185 98V99H184ZM187 98V99H186ZM225 98H226V100H225ZM234 98V99H233ZM67 99H68V101H67ZM79 99H81V100H79ZM99 99H100V101L101 102H103V106L105 105V107L107 108V105H108V107L109 106H114L115 105V102L117 103V102H119L120 100L123 102V103H125L127 106L123 109V108H115V106L113 107V108H115V110H113V109H109V108H111V107H109V108H107L108 110H105V109H103L104 111H105V113L104 114H106L107 112L109 113V115H107L106 114V118L107 119H105V115L102 117V114H100L99 113V111H97L96 109H98V107H99V110H100V112L101 111H103L102 109H101V107H100V101H99ZM220 101H218V100ZM74 100V102H73V105H72V101ZM191 100V101H190ZM52 101V102H51ZM57 101V102H56ZM64 101V102H63ZM71 101V102H70ZM79 101H81V103L79 102ZM96 101H99V102H96ZM126 101V102H125ZM129 103H128V102ZM207 101V102H206ZM254 101V102H253ZM83 102V103H82ZM134 102V103H133ZM137 102H145V103H150V104H152L151 106H154V107H150V109H149V107H147L145 104H144V106H146V107H144V108H142L143 106H142V104L139 106L138 104H135V103H137ZM156 102V103H155ZM163 102V103H162ZM182 102V103H181ZM189 102H191L190 104H189ZM198 102V103H197ZM225 102V103H224ZM226 102H227V104L229 103L231 106H228L227 104H226ZM251 102V103H250ZM256 103V104H253V103ZM55 104V106H54V104ZM59 103V104H58ZM65 103V104H64ZM78 103V104H77ZM80 103V104H79ZM94 103L96 104H100L99 106L97 105H95L96 106V109H95V111L94 110H91V107H92V109H93V105H94ZM109 103H112V105L111 104H109ZM132 103V104H131ZM159 103V105H157ZM164 103H166V105L165 106H167V103L169 104L170 103V105L171 104H176V106H175V104L173 105V106H175L176 107V109L175 108H173L172 107V105H171V107H170V105H168L166 108H165V106H162V104H164ZM179 103V104H178ZM196 103V104H195ZM219 104L220 103V105H221V107H220V105H219V107L217 106V105H215V104ZM58 104V105H57ZM69 104V105H68ZM82 104H85L86 106H83L84 108H82ZM88 104V105H87ZM179 106H181L180 104H183L182 106H185L184 104H186V106L185 107H187L188 105V107H187V109H188V111H187V109H186V113L184 112V111H182L183 109H181V107H179V108H177L178 107V105ZM77 105V106H76ZM89 105H92L91 107L89 106ZM128 105L130 106V108L128 107ZM131 105H133V106H131ZM206 107H205V106ZM227 105V106H226ZM234 105V106H233ZM245 105V106H244ZM75 106V107H74ZM87 106H88V108H89V110L91 111V112H89V115H87L88 114V112L86 113V112H84V111H82V112H84V114L81 112V110H83V109H85L86 111H89V110H87ZM117 106V105H116ZM155 106L157 107V106H159V107H157V108H159V109H157L156 110V108H155ZM163 108H162V107ZM192 106V107H193ZM223 106H225L226 108H224V109H222V107ZM57 107H69L70 109H74V110H76L75 108H77L78 110V114L80 115V118L82 119L80 122H83V123H86V124H82L83 126V130H86L87 132H84L83 133V136L81 137V139L83 138V141H84V144H83V146L84 145H86L87 143V145L86 146H88L87 148H88V151H87V148L84 146V147H82L81 148V152L83 153V152H85V153H89V154H87V156L89 155V156H91L90 158H92L94 161H95V163L97 164V165H99V167H100V169H103L104 170V172H102V173H104V174H106V175H110L111 176V171L113 170V167H114V165H108V164H106L102 159H101V157H106V156H108V157H112V154L109 152V150L107 151V149H110L111 147H114V148H116V149H119L118 151L120 152V155L117 157V156H115V158L118 160V162H119V165L120 164H124V165H130V164H127L126 162L128 161L129 163L130 162H133V163H131V164H135V165H138L140 168H142L144 171H145V176H147L146 178L144 177V181H143V184L145 185V186H149V188L151 187V189L152 188H154V189H156L155 191H157L158 190V192H156L155 193V196L157 197V199L159 198V200L160 201H157L158 203H159V205L157 206V210L156 209H154V210H152L151 211V209H143L142 207H141V204H142V199H140V198H137L138 197V193H136V192H129V190H123V192L122 191H120L119 192V190L117 189V188H115L116 186H113L112 185V187H111V184L109 183L108 184V182L106 183V179H103V177L104 176H100L99 178H100V180L99 179H93V180H91L90 181V183H89V180H86L87 182H86V184H85V186H84V181L81 183V182H79V181H77V180H75V179H73L72 177H69V176H56L55 175V172L51 169V167L53 168V161H52V156H53V153H54V147H55V145L54 144H52V143H54V139H55V135H56V132H55V114H56V112L54 111H52L53 109L52 108H54V110H56V108ZM81 107V108H80ZM105 107H102V108H105ZM129 108V109H126V108ZM131 107H132V109H131ZM168 107H170V108H168ZM214 107H217V109H214ZM228 107H229V109H228ZM80 108V109H79ZM154 108V109H153ZM218 108H220V109H218ZM258 108V109H257ZM50 111H49V110ZM52 109V110H51ZM119 109L120 110H124V111H122V115H121V112H119ZM139 111V112H137V110ZM141 109V110H140ZM147 109V110H146ZM161 109H162V111L163 112H161ZM176 110V111H178V110H180V112L179 113H182L183 112V114H182V116L184 117V119H183V117H181V115H180V117L178 116V115H176V113H175V111H172V110ZM203 109H204V111H203ZM254 109V110H253ZM110 110H113L114 112L116 111L117 113H120L119 115H121V117H118L117 118V121H115L116 119H114V122L113 123H111L110 122V120H109V118L112 116V114H113V111L111 112ZM130 110H132V111H130ZM136 110V111H135ZM146 110V111H145ZM151 110V111H150ZM153 110V111H152ZM212 110V111H211ZM252 110V111H251ZM94 111V112H93ZM130 112V114L128 115V113ZM160 111V112H159ZM164 111H168V112H164ZM174 113H172V112ZM190 111H191V113H190ZM249 111H250V113H249ZM258 111V112H257ZM99 113L100 115H101V117H100V115H98V114H94V116L92 115L93 113ZM110 112L112 113V114H110ZM115 112V113H116ZM132 112V113H131ZM143 112H146V114L148 115V116H153L154 118H152V117H147L148 119H146V116L147 115H145V113H143ZM148 112V113H147ZM150 112L151 113H153V114H150ZM159 112V113H158ZM170 112V114L172 113L173 115H171L170 116V114H169V117H168V114L167 113H169ZM211 112H213V113H211ZM218 112V113H217ZM240 112V113H239ZM243 112V113H242ZM245 112V113H244ZM85 113H86V115H85ZM91 113V114H90ZM127 113V114H126ZM140 113V114H139ZM158 113V114H157ZM165 113V114H164ZM178 112H177V114H179ZM185 113V114H184ZM198 113V112H197ZM196 113V114H197ZM203 113H205V114H203ZM209 113V114H208ZM216 113V114H215ZM237 113V115H235ZM255 113V114H254ZM58 114L60 115L61 114V112H60V110L58 111ZM144 115V116H141V115ZM160 114H161V116H160ZM167 114V115H166ZM195 114V115H196ZM116 115V114H115ZM125 115H127L126 117H125ZM137 115H140V118H139V116H137ZM158 115V116H157ZM163 115H165V117H163ZM185 115V116H184ZM205 115H208V116H205ZM209 115H211L212 117H210ZM228 115V116H227ZM240 115V116H239ZM250 115V116H249ZM261 115V116H260ZM263 115V116H262ZM86 116H88L87 118H88V120L85 118ZM95 116H99V118L98 117H95ZM114 116V115H113ZM117 116V115H116ZM167 116V117H166ZM174 116V117H173ZM178 116V117H177ZM187 116V117H186ZM214 116V117H213ZM233 116V117H232ZM239 116V117H238ZM245 116V117H244ZM90 117V118H89ZM95 118V120H93V121H91L92 120V118ZM134 117V120L132 119ZM135 117L137 118V119H135ZM155 117L157 118V120L155 119ZM164 118V121H163V118ZM171 117V118H170ZM175 117H177V119H175ZM186 117V118H185ZM238 117V118H237ZM84 118L86 119V120H84ZM102 118H104L103 119V123H104V121L106 122L105 124L107 125V120L109 121V124L107 125V127L105 126L104 128H103V130L101 129V131H100V128L101 127H99V125L100 126H103L101 123L99 124V125H97V123L96 122H94V121H98V119L99 120H101ZM113 118H115V116L114 117H112V120H113ZM128 119V120H125V119ZM152 118V119H151ZM179 118H180V120H179ZM188 118V119H189ZM210 118V120H208ZM227 118V119H226ZM233 118V119H232ZM254 118V119H253ZM257 118V119H256ZM262 118V119H261ZM90 119V120H89ZM111 119V118H110ZM140 119V120H139ZM150 119V120H149ZM159 119H161V120H159ZM171 119H173L172 121H174V123L171 121ZM261 119V120H260ZM132 120V121H131ZM144 120V121H143ZM148 120V121H147ZM152 120V121H151ZM177 120V121H176ZM205 120V121H206ZM212 120V121H211ZM53 121V122H52ZM86 121V122H85ZM90 121V122H89ZM132 122V123H129V122ZM133 121H135V122H133ZM153 121H156V122H153ZM204 121V122H205ZM211 121V122H210ZM260 121H262V123H260ZM91 122H94L93 124H90ZM99 122V121H98ZM125 122V123H124ZM162 122H164V123H162ZM167 122H168V126H167ZM172 124H171V123ZM49 123H51V124H49ZM89 123V124H88ZM135 123V124H134ZM143 123V124H142ZM157 123V124H156ZM162 123V124H161ZM182 123V124H181ZM94 124H96L97 126H95ZM104 124V125H105ZM118 124V125H117ZM125 124V125H124ZM127 124V125H126ZM135 125V127H133L134 125ZM139 125V127H138V125ZM159 124L163 127V126H166V128L167 129H165V127H159ZM169 124H171V126L169 125ZM173 124H174V126H173ZM176 124V125H175ZM209 124V125H208ZM260 124V125H259ZM84 125H90V127L89 126H87V128L88 129H86V127L84 126ZM92 125H94V127H95V130H94V128H93V126ZM129 125V126H128ZM148 125V126H147ZM184 125V126H183ZM91 126H92V128H93V130L95 131H93L92 129H91ZM127 126H128V128H127ZM133 128H132V127ZM156 126V127H155ZM260 126V127H259ZM98 127V131H97V128ZM113 127V128H112ZM120 127V129L118 130L117 128H119ZM136 127H138V128H136ZM152 127V128H151ZM174 127V128H173ZM249 127V128H248ZM257 127H258V129H257ZM136 128V129H135ZM155 128V129H154ZM159 128H161V129H159ZM178 128V129H177ZM186 128V129H185ZM253 128V129H252ZM90 129V130H89ZM135 129V130H134ZM148 129V130H147ZM163 129V130H162ZM175 129V130H174ZM176 129H177V131H176ZM180 129V130H179ZM182 129V130H181ZM186 130V131H184V130ZM245 128H243V131H245L244 130ZM50 130H52V131H50ZM118 130V131H117ZM126 130V131H125ZM128 130H129V132H128ZM136 130L138 131V134H137V132H136ZM171 130H174V132H171ZM88 131H89V134H88ZM100 131V132H99ZM118 133H117V132ZM142 131V132H141ZM150 131V132H149ZM155 131V132H154ZM156 131H157V133H156ZM161 131H165L164 133H160ZM178 131H180V132H182V133H180L179 132V135H178ZM187 131L189 132V133H187ZM97 132H99V133H97ZM146 132V133H145ZM235 132V133H234ZM52 133V134H51ZM54 133V134H53ZM90 133H91V135H90ZM95 135V133H96V135H97V138H91L92 139V142L93 143H90L89 141H88V139L91 141V139H90V137L91 136H93V134ZM146 134V136H145V134ZM160 133V134H159ZM85 134H86V136H85ZM88 134V135H87ZM124 134H126V135H124ZM142 134H144V136L142 135ZM147 134L149 135V136H147ZM190 134V135H189ZM54 135V136H53ZM96 135L94 136V137H96ZM167 135V136H166ZM240 135H242V133H240ZM51 136L53 137V138H51ZM85 136V137H84ZM88 136V137H87ZM99 136V137H98ZM110 136V137H109ZM118 136H119V138H118ZM122 136V137H121ZM123 136H130L131 138H133V146H134V150H133V156L131 157V156H129V158L127 157L128 155H124L123 156V154H121V153H123L124 151H126V152H130L128 149H125L124 147H122V146H118L120 143H121V145H122V140H121V138H123ZM137 136V137H136ZM143 137L142 139H139L140 137ZM112 137H116V139L115 138H113L112 139ZM172 137H174V138H172ZM178 137H180V138H178ZM185 137L187 138V139H191V140H193L194 142V144L193 145H186V144H184V143H182L183 142V139H185ZM87 138V139H86ZM103 138V139H102ZM107 138V139H106ZM111 138V139H110ZM155 138H156V141H155ZM163 138V139H162ZM165 138V139H164ZM183 138V139H182ZM154 139V140H153ZM158 139H160V140H158ZM161 139L163 140V142L161 141ZM167 139H169V140H167ZM172 139H176V141L175 140H173V141H171ZM180 139H182L181 141H180ZM50 140H52V141H50ZM93 140H95V141H93ZM109 140H110V142H109ZM166 140V141H165ZM87 141V142H86ZM118 141V142H117ZM168 141V142H167ZM174 142L175 141V143H176V145L175 144H172L171 142ZM180 141V142H179ZM261 141H262V143H264V137H263V139H261ZM116 142V143H115ZM166 142V143H165ZM169 142L173 145H168L169 144ZM89 143L92 145V147H91V145L89 146ZM95 143V144H94ZM118 143V144H117ZM135 143V144H134ZM147 143V144H146ZM168 143V144H167ZM102 144H104V145H102ZM110 144H111V146H110ZM143 144V145H142ZM181 146V148H182V150L181 151H179V145ZM197 144V145H196ZM51 145H53V147H51ZM175 145V146H174ZM182 145H184V146H182ZM196 145V146H195ZM200 147H199V146ZM138 148H136V147ZM145 146V147H144ZM191 146V147H190ZM89 147H90V150H89ZM105 147V148H104ZM110 147V148H109ZM144 147V148H143ZM160 147H161V149H160ZM179 147V148H178ZM114 148H112V149H114ZM136 148V149H135ZM141 148V149H140ZM143 148V149H142ZM151 148H152V150H151ZM180 148V149H181ZM141 151H140V150ZM147 149H149L150 150V152H152V154L150 153V154H148L149 153V150H147ZM157 149V150H156ZM169 149V150H168ZM178 149V150H177ZM53 150V151H52ZM147 150V151H146ZM159 150H160V152H159ZM185 152H184V151ZM52 151V152H51ZM157 151H158V153H157ZM184 153H183V152ZM187 151V152H186ZM154 152H155V154H154ZM176 152H180L179 154L178 153H176ZM84 153V154H85ZM167 153V154H166ZM171 153L173 154V156L171 155ZM106 154V155H105ZM164 154V155H163ZM177 155V156H175V155ZM184 154V155H183ZM186 154V155H185ZM122 155V156H121ZM157 155H159L160 157H158ZM163 155V156H162ZM143 156V157H142ZM144 156H146V158H148V159H146ZM155 156H157L156 157V160L154 159L155 158ZM164 156H167V158L166 157H164ZM138 157V158H137ZM138 159L137 161L135 160V159ZM142 160H141V159ZM165 160H164V159ZM128 159V160H127ZM145 159L147 160V162H145ZM183 159V160H182ZM100 160V161H99ZM127 160V161H126ZM130 160V161H129ZM152 160V161H151ZM154 160V161H153ZM162 160V161H161ZM190 160V161H191ZM264 160V159H263ZM52 161V162H51ZM181 161V162H180ZM149 162V163H148ZM155 163V164H154ZM177 163L178 164H182L181 166L180 165H178L177 166ZM173 164V167H171V165ZM176 164V165H175ZM263 164V165H262ZM118 165V166H119ZM102 166H103V168H102ZM260 166V167H259ZM262 166V167H261ZM160 167H161V169L163 170H160ZM177 167V168H176ZM179 167H181V168H179ZM257 167H259V168H261V170H260V174H261V176L263 177V179H264V161H262V162H260V164H257ZM175 168V169H174ZM111 169V170H110ZM174 169V170H173ZM177 170V171H176ZM164 171H166L165 173H163ZM146 172H149V173H146ZM156 172H158L157 174L158 175H156ZM54 173V174H53ZM171 173V174H170ZM174 173H176V174H174ZM51 174H53V175H51ZM155 174V175H154ZM174 174V175H173ZM105 175V176H106ZM171 175V176H170ZM51 176H55L53 179L51 178ZM57 177H59V179L57 178ZM153 177V178H152ZM50 178H51V180H50ZM55 178H57V179H55ZM102 178V179H101ZM153 180V182L152 181H150L151 179ZM73 179V180H72ZM145 179H147V181H145ZM148 179H149V181H148ZM161 179L163 180V182L161 181ZM53 180H55L54 182H53ZM72 180V181H71ZM104 180V181H103ZM155 180H157L156 182H155ZM159 181H161V182H159ZM51 182H53V183H51ZM61 182V183H60ZM69 182V183H68ZM76 182V183H75ZM78 182L80 183V184H78ZM98 182V183H97ZM148 182V183H147ZM151 183V185H150V183ZM59 185H58V184ZM68 183V184H67ZM97 183V184H96ZM155 185H154V184ZM64 184V185H63ZM88 184V185H87ZM101 184H103V186H101ZM149 184V185H148ZM60 185H62V186H60ZM69 185H70V187H69ZM81 185V186H80ZM86 185H87V188H86ZM97 185V187H95ZM108 185H109V187H108ZM152 185H153V187H152ZM168 185V186H167ZM63 186L64 187H66V188H68L70 191H68V189H66V188H63ZM76 188H75V187ZM83 186V187H82ZM85 187V188H84ZM102 187V190L100 189ZM105 187H108L107 189L105 188ZM171 187V188H170ZM77 188H79V190L77 189ZM85 190H84V189ZM99 188V189H98ZM110 188V189H109ZM76 189V190H75ZM87 189H88V191H87ZM90 189V190H89ZM97 189V191H95V190ZM115 189H117V190H115ZM177 189V190H176ZM58 191V194H56L57 192H55V191ZM79 192H78V191ZM84 190V191H83ZM101 190V191H100ZM110 190H111V192H110ZM114 190V191H113ZM175 190H176V192H175ZM77 193V195H76V193ZM81 191V192H80ZM106 191V192H105ZM114 193H113V192ZM117 191H118V193H117ZM154 191V192H155ZM64 194H63V193ZM68 192H71V195H70V193H68ZM72 192H73V194H72ZM103 192H105V193H103ZM109 192V193H108ZM132 193V195H134L132 198L133 199H136V200H133V199H131V196L132 195H129L128 193ZM67 193H68V196H69V200L67 199L68 197H67ZM78 193H80L79 195H78ZM82 193H84V195L86 194V196H88L89 198H87L86 196H85V200H84V197H83V199H82V196H84V195H82ZM127 193V194H126ZM61 194V195H60ZM97 194H99V195H97ZM103 194V195H102ZM113 194H115V195H117V196H115V195H113ZM121 194V195H120ZM125 194V195H124ZM158 194V195H157ZM176 195V196H172V195ZM65 195V197H67V198H64V197H62V196H64ZM76 195V196H75ZM93 195H95V197L93 196ZM105 195V196H104ZM110 197H109V196ZM166 195H168L167 197H170L169 199H167L165 196ZM70 196H75V197H77V198H80V199H82V201L80 200V199H78L77 200V198H73V197H71L72 199H70ZM81 196V197H80ZM97 196V197H96ZM121 196V197H120ZM137 196V197H136ZM58 197V198H57ZM117 198V200L116 199H114V198ZM162 198V202H161V198ZM91 198V199H90ZM99 198V199H98ZM105 198V199H104ZM173 198H175V199H173ZM58 199V200H57ZM62 199V200H61ZM88 199V200H87ZM98 200V202H97V200ZM110 199H112V200H110ZM166 199L167 200H169L168 201V203H167V201H166ZM172 200V202H173V204H172V202H171V200ZM243 200V197H241V196H239L238 197V200ZM57 200V202H58V204H54V202ZM63 200H67L66 201V203L68 204H66L67 206L66 207H69V205H70V207L67 209V211H65L66 213L68 212V213H70V214H65V212H62V210H63V208H65L66 209V207L64 206H59V201L61 202V203H65V201H63ZM71 200V201H70ZM74 200V204H77V203H75L76 201ZM101 200L103 201V202H105V203H101ZM105 200V201H104ZM111 201V202H107V201ZM126 200V201H125ZM138 200V201H137ZM240 200V201H241ZM52 201H54L53 203H52ZM89 201V202H88ZM99 201H100V203H99ZM118 203H117V202ZM163 201L165 202V203H163ZM49 202H51V203H49ZM57 202H55V203H57ZM78 202V203H79ZM121 202V203H120ZM138 202V203H137ZM162 204H161V203ZM119 203H120V205H122V207L121 206H119ZM137 203V204H136ZM141 203V204H140ZM73 204V205H74ZM99 204V205H98ZM110 204V205H109ZM113 204V205H112ZM129 204V205H128ZM138 204H140L139 206H138ZM172 204V205H171ZM57 206V207H63L60 211L58 210V209H56L57 207H53V206ZM61 205H64V204H61ZM77 205H79V204H77ZM126 205H127V207H126ZM133 205V206H132ZM135 205H137V206H135ZM51 206L54 208V211L53 212H55V213H50V211H51V209H49V208H51ZM80 206V207H81ZM108 206V207H107ZM114 206V207H113ZM118 206L119 207H121V208H118ZM134 206H135V208L136 209H134ZM78 207V208H77ZM100 207V208H99ZM126 207V208H125ZM129 207H131V208H133L134 209V212H133V209H129ZM137 207H139V208H137ZM162 207V208H161ZM167 207V208H166ZM52 208V209H53ZM74 208V209H73ZM102 208H103V210L104 211H102ZM158 208H159V210H158ZM160 208H161V210H160ZM55 209H56V211H55ZM80 209V208H79ZM107 209V210H106ZM112 209H114L115 211H113ZM123 209H125V211L123 210ZM143 209V210H142ZM169 209L171 210V211H169ZM112 210V211H111ZM120 211V213H119V211ZM121 210H123V211H121ZM136 210V211H135ZM141 210V211H140ZM75 211H73V213H75ZM126 211H128V212H126ZM148 211H151V212H148ZM56 212H57V214H56ZM59 212V213H58ZM157 212V213H158ZM190 212V213H189ZM189 212H186L185 214H183V215H185L184 216V218L182 219V221H181V223H183V224H181V225H184L185 226V229H184V226L182 227V229L183 230H186V232L188 231V233L189 234H191V233H193L194 232V230H193V225H191L192 223H193V219L195 218V217H197V216H200L201 215V212H199V211H196V210H190ZM152 213V214H153ZM189 213V214H188ZM46 214V215H45ZM50 214V215H49ZM56 214V215H55ZM61 214V215H62ZM52 215V216H51ZM54 215V216H53ZM61 215H59V216H61ZM51 216V217H50ZM191 218V219H190ZM45 221H46V223H45ZM2 223V224H1ZM5 225V226H4ZM47 225V226H46ZM49 227H50V230H49ZM17 233V234H16ZM46 233V234H45ZM37 235V236H36ZM44 235H46V237L44 236ZM40 236H43V237H40ZM39 237H40V239H39ZM19 238V239H18ZM28 239V240H27ZM1 240V239H0ZM5 241L7 242V241H9V242H7L8 244H11V245H13V246H19V247H14L13 248V246L11 247V248H9L10 246H5V244H7V243H5ZM14 241L16 242V243H14ZM25 241V242H24ZM45 242V243H44ZM51 242V241H50ZM3 243H5V244H3ZM17 244V245H14V244ZM205 243H207V241H205ZM23 244V245H22ZM48 244V245H47ZM46 245V246H45ZM21 247H22V249H21ZM7 249H8V251H7ZM13 249V250H12ZM19 249V250H18ZM17 250V251H16ZM43 250V251H42ZM45 251V252H44ZM49 254H48V253ZM42 253V254H41ZM48 255H47V254ZM44 254H46V255H44ZM44 255V256H43ZM41 256V257H40ZM43 256V257H42ZM48 257V258H47ZM43 258V259H42ZM63 259V258H62ZM1 260V259H0ZM29 260V261H28ZM36 260V261H35ZM4 261V262H3ZM21 261V262H20ZM49 261V262H48ZM43 262V263H42Z\"/></svg>","mask_w":264,"mask_h":264}]
</instances>
